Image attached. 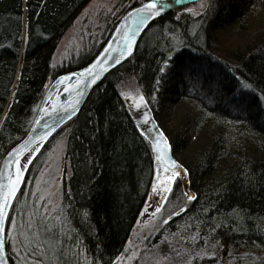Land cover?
<instances>
[{"label":"trees","instance_id":"1","mask_svg":"<svg viewBox=\"0 0 264 264\" xmlns=\"http://www.w3.org/2000/svg\"><path fill=\"white\" fill-rule=\"evenodd\" d=\"M87 1L0 0V160L26 133L50 82L87 63L125 10L143 0H125L96 45L53 63L58 40ZM198 4L195 14L184 5L153 20L130 57L91 89L30 162L25 179L65 135L68 174L59 206L19 240L21 261L6 219L11 264H111L124 248L159 167L120 93L131 82L191 191L167 228L191 245H228L237 264H264V0ZM161 86L174 106L166 119L155 109Z\"/></svg>","mask_w":264,"mask_h":264},{"label":"rangeland","instance_id":"2","mask_svg":"<svg viewBox=\"0 0 264 264\" xmlns=\"http://www.w3.org/2000/svg\"><path fill=\"white\" fill-rule=\"evenodd\" d=\"M199 1L185 4L188 5L186 10L195 14L200 8ZM125 4V0H88L58 40L52 62L66 63L83 49L96 45L104 30L106 32L107 23ZM169 67L167 65L163 71L168 72ZM131 83L120 89L123 101L135 117L139 128L148 139L153 138L154 128L144 108L143 97ZM159 89V93L154 95L155 109L166 119L172 116L174 106L169 99H163L160 92L163 87ZM174 156L177 158L175 154ZM158 166L146 202L139 211L124 248L111 264H237L228 245L223 247L217 241L209 239H204L199 245H191L180 237L176 229L167 228L166 221L183 211L189 202L188 194L191 191L185 174L178 175L176 169L174 178L170 179L168 173L159 164ZM67 174L65 135L61 134L51 143L35 176L25 179L24 175L19 188L21 194L11 213L7 231V240L17 261L23 260L19 256V240L23 242L29 233L37 232V218L50 215L58 208L62 184ZM176 176L179 178L177 185L168 194L171 182Z\"/></svg>","mask_w":264,"mask_h":264},{"label":"water","instance_id":"3","mask_svg":"<svg viewBox=\"0 0 264 264\" xmlns=\"http://www.w3.org/2000/svg\"><path fill=\"white\" fill-rule=\"evenodd\" d=\"M193 1L196 0H156L160 14L155 18L149 17L148 20L140 24L135 29V34L132 35L130 47H123L124 41L129 35L128 26L132 24L134 18L138 15L132 12V9L139 7L140 3L146 2V0L130 6L119 17L96 54L87 63L61 73L49 84L28 130L19 141L5 152L0 160V203H3L5 192H12V195L8 197V204L3 209L6 214L5 219L0 220V264H11L6 254L4 235L7 214L33 157L59 127L78 113L91 89L110 70L130 57L141 34L153 20L166 12ZM89 66H92L91 71L96 73L91 80L87 79V74L83 71ZM61 77H64V80H59ZM65 112H67L66 116ZM45 123L49 125L47 130L44 128ZM151 125L154 128L152 131L155 130L153 131L154 137L151 139V146L157 163H160L168 170L175 171L177 169L176 166H179L178 160L173 156L166 138L157 135L159 130L155 123L151 122ZM41 133H44L43 137H40ZM38 137L40 138L38 139ZM13 148L17 149V151L9 156ZM158 155L163 157L162 160H157ZM25 157H27V161L24 163L23 168H20V162L24 161ZM173 161L176 162L175 165Z\"/></svg>","mask_w":264,"mask_h":264},{"label":"snow or ice","instance_id":"4","mask_svg":"<svg viewBox=\"0 0 264 264\" xmlns=\"http://www.w3.org/2000/svg\"><path fill=\"white\" fill-rule=\"evenodd\" d=\"M132 12L137 13L138 15L134 18L132 24H129V26H128L129 35L126 37V40L124 41L123 47H130V41L132 39V35L135 34V29L137 27H139L140 24L144 23L145 20H148L149 17H152V18L157 17L160 14V9L158 8L156 0H146V2H141L139 7H134L132 9ZM122 50H123V48H122ZM165 63H167V61H165ZM91 67L92 66L86 67L83 70L84 73L87 74V79L88 80H91L96 75V73L91 71ZM161 72H163V69H161ZM59 80H64V77L59 78ZM86 84H87V82H86ZM86 84H85V86H86ZM66 115H67V112H65V116ZM48 127H49V125L45 123L44 124L45 130H47ZM153 131H155V130H153ZM157 135H161L162 136L161 133H157ZM43 136H44V133H41L40 137H43ZM40 137H38V139ZM149 139H152V137H149ZM154 143H155V141H154ZM16 151H17V149L13 148L12 152L9 153V156H11L12 153H14ZM162 158L163 157L160 156V155L157 156V160L158 161L162 160ZM26 161H27V157H25L24 161L20 162V168H23V165H24V163ZM173 164L175 165L176 162L173 161ZM176 168H177L178 175L183 176L185 174L184 170L179 168L178 165L176 166ZM18 171H19V169H18ZM169 171H171V169ZM10 195H12L11 191H7L3 195V203H0V220H4L5 219L6 214H5L3 209L8 204V197ZM188 195H189V198H191V194H188ZM7 217H8V219H11V215L10 214H7ZM6 231H7V228H5V232ZM37 254L38 253H36L35 250H33V255H37Z\"/></svg>","mask_w":264,"mask_h":264},{"label":"bare ground","instance_id":"5","mask_svg":"<svg viewBox=\"0 0 264 264\" xmlns=\"http://www.w3.org/2000/svg\"><path fill=\"white\" fill-rule=\"evenodd\" d=\"M45 93H46V91H45ZM45 93H44V95H45ZM44 95H43V96H44ZM28 128H29V127H28ZM27 130H28V129H27ZM13 145H14V144H13ZM171 151H172V149H171ZM37 153H38V152H37ZM37 153H36V155H37ZM172 154H173V152H172ZM36 155H35V156H36ZM35 156H34V157H35ZM173 156H174V154H173ZM34 157H33V158H34ZM174 157H175V156H174ZM175 158H176V157H175ZM176 159H177V158H176ZM32 160H33V159H32ZM159 165H160L161 169H164V168L161 166L160 163H159ZM15 197H16V196H15ZM14 199H15V198H14ZM13 201H14V200H13ZM4 235H5V233H4ZM121 251H122V250H121ZM8 260H9V259H8Z\"/></svg>","mask_w":264,"mask_h":264},{"label":"flooded vegetation","instance_id":"6","mask_svg":"<svg viewBox=\"0 0 264 264\" xmlns=\"http://www.w3.org/2000/svg\"><path fill=\"white\" fill-rule=\"evenodd\" d=\"M164 170L166 171V173H168L170 179L174 178V176H175L174 174H172L170 171L166 170L165 168H164Z\"/></svg>","mask_w":264,"mask_h":264}]
</instances>
